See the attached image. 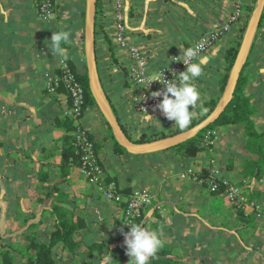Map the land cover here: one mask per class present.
Listing matches in <instances>:
<instances>
[{"label":"crops","instance_id":"obj_1","mask_svg":"<svg viewBox=\"0 0 264 264\" xmlns=\"http://www.w3.org/2000/svg\"><path fill=\"white\" fill-rule=\"evenodd\" d=\"M251 1L243 0V3L248 6ZM232 3L233 0H129V34L133 41L150 53L153 70H159L168 66L175 54L220 22L231 10ZM59 14L57 10L55 17L45 20L41 18L37 3L33 0H0V232L2 226L7 229L17 208L28 213L33 210L39 212L43 208L44 205L39 207L36 204V196L46 191L39 183L42 175L48 180L44 183L47 185L63 180L60 186L67 193V209L82 216L86 222V232L79 236L83 243H110L113 245L111 251L116 253L117 247L123 246L125 239L121 228L128 231L122 226L118 207L107 205L102 195L87 181V185H84L85 179L77 166L71 164L68 176H63L61 165L67 160L63 151L68 146L65 137L73 132L66 131L63 121L70 119L71 103L66 91L50 92L46 87L47 74L58 72L69 57L67 49L65 56L53 55L50 49L53 32L66 27L67 20H61ZM108 34L109 31L107 33L101 29L97 37L99 66L118 116L135 137L132 140H148L149 129L153 133L178 130L174 121L168 120L161 110L150 115L151 120H145V115L134 108L123 59L118 56L114 43L111 48ZM257 35L251 61L246 68L248 72L252 70L246 93L258 104L257 128L264 132V21ZM227 45V42H219L198 60L204 72L199 77L201 82L198 80L197 84L208 85L205 88L201 86L205 93L202 92L201 101H198L200 110L203 102L212 97L218 98L219 85L226 74ZM255 71L261 75L253 83ZM253 85L258 88V94L254 96ZM88 113H85L82 124L94 134L98 142L104 144L99 154L106 165V174L119 179L121 186L132 185L133 191L152 192L158 216L156 213L148 214L147 226L155 221L161 222L163 231L177 246L175 251L183 256V264H207L209 260L202 255L204 251L207 255L210 253L217 264L231 259L242 264H264V227L261 224L243 226L237 223L236 211L223 195L210 194L206 186L194 182L188 175L189 171L197 173L209 163L204 160L203 152L190 161L180 158L178 166L171 165L174 170L170 169V173L165 170L157 174L158 171L155 173L158 177L149 186V173L152 175L164 166L162 163L173 160L167 157L169 152L130 158L131 163L137 161L140 167L135 172L130 166L124 165L127 158L115 153L113 157L108 155L109 150L113 149L112 141L105 140L108 131L103 138L98 137ZM110 142L111 146L108 147ZM244 155L250 156L248 152ZM214 158L218 159L216 152ZM228 173L235 180L244 179L241 168L233 167ZM245 181L254 190L264 182V176ZM47 205L49 207L50 203ZM44 214L45 218L42 219ZM42 216L40 219L45 223L38 231L40 237L53 228L54 221L49 211H45ZM225 232L230 234V240L224 238ZM260 234L261 237L258 236ZM4 241L7 240L2 239L0 243ZM20 243H25V240ZM232 243L241 244V247L234 250ZM56 250L60 251L59 259L62 257V262L70 260L66 251L60 248ZM186 251L192 252L193 256L184 255ZM226 252L233 254L227 257ZM257 253L259 256L255 257Z\"/></svg>","mask_w":264,"mask_h":264},{"label":"trees","instance_id":"obj_2","mask_svg":"<svg viewBox=\"0 0 264 264\" xmlns=\"http://www.w3.org/2000/svg\"><path fill=\"white\" fill-rule=\"evenodd\" d=\"M33 2H36L38 4L40 0H33ZM72 3H73L72 6L73 8H72L71 18L70 20L67 21V26L65 27V29H61L68 31L71 36L69 41L65 45H63L65 49L69 50V57L66 59V61L72 67L77 79L81 81L85 87V107L87 109L95 108L100 112L89 89L85 57H83L84 58L83 60H81L82 58H79L80 56L78 57L79 60L76 59L77 57H75L78 56V50L73 40L74 33L78 28L84 27L85 3L83 0H77V1L75 0ZM105 5H106L105 0H98L97 25H96L97 37L102 29L100 27L103 26V23L102 25L100 24L99 19L100 17H102ZM248 8L251 11L254 9L252 4L251 5L249 4ZM77 14H81L83 20L80 19L77 16ZM263 21H264V14L260 26L262 25ZM107 39L112 48L111 38L107 37ZM256 41L254 43L253 49L255 47ZM98 50H99V43L97 40V53ZM238 50L239 47L232 46L230 48H227L225 51V60L228 71L221 80L222 90L225 89L229 77V73L234 64ZM97 59H98V55H97ZM250 61H251V55L249 57L247 65L250 63ZM98 67H99V74L105 94L109 99L111 105L113 106L115 114L117 115L118 120L124 132L129 137V139L132 140V137L129 135L126 126L123 124L120 117L118 116L112 98L108 94V90L106 85L104 84V79L102 76V69L99 66V61H98ZM245 69L238 82V86L234 94L233 100L226 107V109L223 111L220 117L217 120H215V122L210 124L205 130L200 132L197 136L177 146L163 150L164 151L163 153L171 151L172 153H175L176 155L179 156L178 159L184 158L190 161L195 159L201 152L202 146L200 145V143L203 139L205 132L209 130L217 129L221 126L225 127V126L233 125L235 127H242L243 132L240 137L243 142V149L250 154V156L244 157L243 162L241 163L242 165L241 176L244 179L235 180L229 175L228 171L232 169V165L235 162L234 159H230L231 164L229 163L225 166V168H222L223 174L224 176L229 177L231 180L241 185H244L245 179L248 178L259 179L264 176V132L259 131L257 128V116L259 114L258 104L254 101L252 96L246 93V89L249 85V76L245 74ZM58 90H64L67 92V89L64 85L58 87L57 91ZM202 107H203L202 116L196 119L194 123L191 124L192 126H194L195 124L199 123L204 118H206L217 107V99L211 98L209 100H206L203 103ZM63 124L66 128V131H72L75 128L74 122L69 118L64 119ZM105 124L109 134L108 138L112 141L113 144L114 153L123 157L124 159L127 158L124 160V165L130 166L131 169L135 172L138 171L140 167L137 161L135 163H131L130 158L138 159L140 156H144L146 154L135 155L128 152L123 146H121L117 142L112 132V129L110 125L106 122V120H105ZM183 130L184 129L179 128L178 132H181ZM90 135L94 140L98 151L100 148L104 147V144L98 142L91 131H90ZM166 136L167 135H165L164 137ZM146 141L147 140L145 138H141L136 142H146ZM65 142L68 144V146L65 147L66 149H64L63 151V156H65L67 160L65 164L63 163L61 165L64 172L63 173L64 178L68 176L71 164L77 167L80 166V159L76 154V148L74 146L73 134L72 135L66 134ZM160 152L162 151H158L149 155L160 154ZM179 163L180 162H178V164ZM102 164L105 168L106 165L104 164V162H102ZM198 176L200 178L207 179L208 172L206 171V169H203L202 172L198 173ZM107 179L109 180V182L112 181L116 182L118 191L122 192L124 195L131 194L134 189V187L130 184L121 186L119 179H117L114 176L107 175ZM46 181L48 180L44 179V177L40 175L39 183L42 184L43 188H45L46 191L41 195L36 196V204H38L39 207H42L43 205L47 206L44 212L49 211V213L53 217L54 219L53 228L50 231H47L43 237H40L38 235V231L41 228V225L44 223V221L40 219L37 222L33 223L26 232L19 235L24 238L25 243H18L16 246H14L11 242L3 243V244L0 243V264H58V260L56 258L57 248L66 251L70 255V260L72 261L73 264H105L103 262L95 263V258H99L101 260L104 257L105 254L104 250L108 253L107 264H125V261L122 257L118 256L117 254H113L114 250L108 252L107 249H110V247L108 246L106 247L104 243L97 241L92 242L90 244L83 243V241L79 238V236L83 235V231L86 227V222L82 216L75 215L74 212H70L67 209L66 206L67 193L64 192L60 186L63 180L50 182V184L48 185L44 184L46 183ZM205 183L202 184L206 186ZM262 193H264L262 190L254 189L248 192V195L250 196L251 199H257V201L260 202L262 200L261 198ZM210 194L218 196L220 195V192L210 193ZM48 203H50L49 207L47 205ZM113 204L116 207H118L120 214L122 215L126 204L124 202L120 204L117 203H113ZM232 208L236 211L237 223H239L240 225L247 226L249 223H253L255 220L257 221L256 219L257 217L255 214H247L242 209H238L236 207H232ZM17 209H18L17 212H13L15 218L18 213L22 212L20 208ZM149 212H150L149 207L143 209L141 211V214L136 218H134L132 221V223H141L146 228H149L151 230H157L160 233L161 239L164 242V246L158 251L156 256L150 260L149 264H183L184 263L183 256L174 253L177 246L176 244L172 243L169 236L163 231L161 222L155 221L153 223H150L149 226H147V218ZM155 213L158 216L157 212L154 211L153 214ZM36 214H37L36 210H33L30 214L26 213L25 219L23 220L19 228L24 226L31 218L35 217ZM226 236H228L227 240L228 239L230 240L231 238L230 234L225 232L224 233L225 239ZM6 238L7 237H5L0 232V240L2 239L7 240ZM238 246L241 247V244L238 245L234 244L232 248L236 250L235 248ZM83 247L87 248L86 252L83 251ZM83 253H87L88 258H82ZM60 259H62V257ZM233 261L242 264L237 260H233ZM207 264H217V262H215L214 259H212L209 260Z\"/></svg>","mask_w":264,"mask_h":264},{"label":"built area","instance_id":"obj_3","mask_svg":"<svg viewBox=\"0 0 264 264\" xmlns=\"http://www.w3.org/2000/svg\"><path fill=\"white\" fill-rule=\"evenodd\" d=\"M128 2L129 0H112L110 24L107 22V24H104V27L109 30V35L113 38L116 47L115 50L118 56L123 59L122 64L124 68H122L126 70L130 88L129 93L131 94V102L134 108L142 115H146L147 112L149 115H153L157 112L158 108L155 106L162 97L154 98L151 93L162 89L164 86L159 81H153L149 87H144L148 82L149 76L157 73L162 75L163 72L165 78L171 80L173 72L179 73L185 71L186 65L182 61H178L183 58L180 56L183 54L180 51L179 54L173 56L168 66L159 70H153L150 63V53L130 37L128 29ZM57 3L58 0H40L37 8L41 18L50 20L52 17H55L57 15ZM233 3L236 4L235 9L232 6L231 12L226 14L220 23L216 24V26L203 34L200 39L188 46H199V59L212 47L216 46L227 33L234 31L237 20L243 14L244 3L243 0H233ZM66 14L67 18L68 13ZM75 45L78 47L79 53L82 54L83 60V57H85L84 27H80L75 31ZM141 81H144V83L142 84ZM61 85L66 87L71 100L69 117L75 124L72 134L74 136L76 154L80 159L79 172L84 178L88 179L89 184L94 186L105 200L117 204L123 202L126 204L124 212L120 217L122 226L129 230L130 226L125 223H132L133 219L139 216L143 209L152 205L155 196L152 192L146 190H134L131 194L124 195L118 191L115 182H109L90 131L82 124L85 112L89 110V108L85 107V87L77 79L72 67L67 62L62 63L58 72H49L47 74L46 87L50 92H56ZM210 135V132H208L204 140L207 138L210 140ZM213 144L214 141H210L209 145L206 146L208 151H214L215 147ZM221 167L214 158L203 168L208 172L207 179L200 178L198 173L195 174L192 171H189L188 175H191V179L194 182L201 184L206 182V188L210 193L220 192V195L226 198L231 207L242 209L247 214H255L258 219L264 220L263 204L257 201V199L252 200L249 197L246 193L247 189H245V185L238 184L229 177L224 176ZM244 182L246 184L247 181L244 180Z\"/></svg>","mask_w":264,"mask_h":264},{"label":"rangeland","instance_id":"obj_4","mask_svg":"<svg viewBox=\"0 0 264 264\" xmlns=\"http://www.w3.org/2000/svg\"><path fill=\"white\" fill-rule=\"evenodd\" d=\"M75 0H64V2H59V0H58V7H56V10H59V15H58V17H61L60 19L61 20H64V18H65V20H70V18H71V14H72V6H73V3L72 2H74ZM77 1V0H76ZM84 1V3H85V0H83ZM235 1V0H234ZM257 1L258 0H253L252 1V3H250V5L252 4V6L254 7V9L251 11L249 8H248V6L247 5H243V8H244V10H243V14H242V16L237 20V22H236V24H235V29H234V31L233 32H231V33H227L226 35H225V37L221 40V41H223V42H227L228 43V45H227V48H230V47H232V46H234V47H240V45H241V42H242V40H243V36H244V33H245V30H246V27H247V25H248V22H249V20H250V18H251V16L253 15V13H254V10H255V8H256V6H257ZM105 2H106V5L104 6V12H103V14H102V17H100V19H99V22H100V24L102 25V23H103V26H101L100 28H102V31L104 32V30H106L107 31V33H108V29L106 28V27H104V24H107V22L110 24V18H111V6H112V0H105ZM231 5H233V9H235V3H232ZM231 9H232V7H231ZM63 12H64V14H63ZM231 12V10H229L226 14H228V13H230ZM66 13H68V17L66 18V16H67V14ZM62 14V15H61ZM65 15V16H64ZM77 16L80 18V19H82L83 20V17H82V15L81 14H77ZM226 15H224V17H225ZM223 17V18H224ZM223 20V19H222ZM221 20V21H222ZM220 21V22H221ZM220 22H218V23H220ZM218 23H216V24H218ZM65 25L67 26V22L65 23ZM216 26V25H215ZM203 36V35H202ZM201 36V37H202ZM107 37H110L109 36V34H108V36ZM200 37V38H201ZM111 38V37H110ZM199 38V39H200ZM74 43H75V33H74ZM220 41V42H221ZM112 43H114V41H113V38H112ZM76 46V45H75ZM115 46V45H114ZM76 48H77V50H78V47L76 46ZM114 48H116V47H114ZM213 48V47H212ZM211 48V49H212ZM210 49V50H211ZM209 50V51H210ZM208 51V52H209ZM208 52H206L205 54H207ZM205 54H203V55H205ZM202 55V56H203ZM75 56V55H74ZM80 56V57H79ZM201 56V57H202ZM75 57H77L76 59H78L79 60V58H82V54H80L79 53V51H78V56H75ZM79 57V58H78ZM82 60V59H81ZM260 65H262V64H260ZM248 66H246V68H247ZM226 72L228 71V68H227V65H226ZM251 70V69H250ZM204 72V71H203ZM251 73H252V70L250 71V72H248V69H245V74L246 75H248L250 78H251ZM261 74H259V71H255L254 73H253V77H252V80H253V83L254 82H256V80H257V77H259ZM198 80H200V78H198L197 79V81H196V83H199L198 82ZM209 80V79H208ZM200 82H201V80H200ZM249 82H250V80H249ZM199 87H200V90H202L201 91V96H203L202 94V92L204 91V93H205V89H203V88H205V86L207 87L208 85H200V84H197ZM201 86H204L203 88L201 87ZM219 87H221V84L219 85ZM223 92H224V90H222V88L220 89V92H219V95H218V98H215V97H212V98H215V99H217V105L219 104V102H220V100L222 99V96H223ZM252 94H253V96L256 94H258V88L256 87V86H254L253 85V88H252ZM201 101V100H200ZM204 103V102H203ZM257 103V102H256ZM198 105V104H197ZM202 106H203V104H202ZM202 108L203 107H201V110H200V108L198 109V107L196 106V108L195 109H193V111L195 112V116H194V118H193V120H192V123H194V121L196 120V119H198V118H200L201 116H202ZM86 112H89L88 114H89V116H90V120L92 121V123L94 124V127L96 128V131H94L95 132V134H98L99 136L98 137H101V138H103L104 137V135L106 134V132H107V127H106V124H105V119H104V117L102 116V114H101V112H99L97 109H95V108H89V110H87ZM85 112V113H86ZM97 113V114H96ZM117 113H118V111H117ZM96 116L98 117V118H96ZM191 123V124H192ZM196 125V124H195ZM259 125V124H258ZM191 127H193L192 125H190L189 127H187V128H185L183 131H185V130H187V129H189V128H191ZM232 128H235L234 126H221V127H219V128H217V129H213V130H209V131H207V132H205V134H204V136H203V139H202V141H201V143H200V145L202 146V150H201V152L200 153H204L203 154V158H204V160H206L207 162H209L210 160H212V159H214V152H216V156H217V160H219V163H220V165L222 166L221 168H225V166L227 165V164H231V161H230V159H234V163H233V165H232V168L233 167H235V169H237V167L238 168H241L242 167V165H241V163L243 162V158H244V154H246V151L243 149V142H242V139H241V134H242V132H243V129L242 128H239V127H237V128H235V129H232ZM179 129V128H178ZM94 130V129H93ZM128 131V130H127ZM238 131V132H237ZM182 132V131H181ZM208 132H210V140L207 138V139H205L204 140V138H206V135L208 134ZM129 133V132H128ZM176 133H179L178 132V130H176L175 132H168V133H164V132H160V133H153V132H151L150 131V129H149V139L147 140V141H150V140H154V139H158V138H162V137H164L165 135H167V136H171V135H174V134H176ZM129 135L133 138V139H135V137L133 136V135H131L130 133H129ZM213 139V140H212ZM105 140L107 141V142H109V141H111L110 139H108V138H105ZM135 141H138V140H135ZM204 141V142H203ZM210 141L212 142V141H214V147H215V149H214V151L213 152H210V151H208V149H207V145H209V143H210ZM202 143H203V145H202ZM108 147L109 146H111V142L109 143V145H107ZM101 149V148H100ZM109 152H110V154L108 153V155L109 156H111V157H113V153H114V151H113V149H110L109 150ZM163 152L164 151H162V152H160V153H162L163 154ZM161 154V155H162ZM169 155L167 156V155H163V156H167V157H170V158H172L171 160L172 161H169V162H166L165 164L164 163H162L161 165H164V166H162V167H159L160 169L158 170L157 169V171H154V173L151 175L150 173H149V186H150V184H151V181L152 180H154L155 178H157L158 176H155V173H157L158 171V173L157 174H159V173H161L162 171H165V172H169L170 171V169H173V167H171V165H176V166H178L179 164H178V161H179V156L178 155H176L175 153H172L171 151L168 153ZM216 159V158H215ZM224 160V161H223ZM222 162H224V164L222 163ZM237 164H238V166H237ZM188 168V167H187ZM180 169V168H179ZM174 170V169H173ZM232 170V169H231ZM199 173L201 172V170L200 171H198ZM197 172V173H198ZM170 173V172H169ZM195 174H196V172H194ZM173 174V173H172ZM171 176V175H170ZM173 176V175H172ZM85 180H84V185H87L86 183L88 182V184H89V181H88V179H86V178H84ZM170 179H173V178H170ZM87 181V182H86ZM160 182V181H159ZM264 184V182H261L259 185H257L255 188L257 189V187L258 186H261V185H263ZM245 186H246V188L245 189H247V191H246V193L248 194V192H250V191H252L253 189H251V187L249 188V185L246 183V184H244ZM259 189H262L263 191H264V186H263V188H259ZM88 192V191H87ZM263 194V193H262ZM262 196H264V195H262ZM250 197V196H249ZM264 198V197H263ZM252 200H254V199H252ZM256 200V199H255ZM262 201V202H261ZM260 201V203L261 204H263V206H264V200L262 199ZM105 202H106V204L107 205H111V204H113L111 201H107V200H105ZM156 206H155V204L153 203L152 205H149V214L150 213H154V211H156ZM158 210V209H157ZM122 212V211H121ZM124 212V211H123ZM30 214V213H28V212H20V213H18L17 215H16V218L14 217V215H13V217L12 218H10V220H9V222H8V226H7V229H5L6 230V233H11V232H14V231H16V230H18V229H20L19 227H20V225L22 224V222H23V220L25 219V214ZM45 215L46 214H44L43 216H42V219L43 218H45ZM257 219V221L255 220L254 222H253V224H255V226H257L258 224H261V226H263L264 227V220H258V218H256ZM40 220V219H39ZM104 220V219H103ZM111 221V220H110ZM45 223V222H44ZM249 224H251V223H249ZM44 225V224H43ZM41 229V228H40ZM38 230V229H37ZM36 230V231H37ZM83 232H86L85 230L83 231ZM262 235H264V233L262 234ZM258 236H260L261 237V234L260 235H258ZM228 238V236H226V239ZM7 239V241H4L5 243H12L14 246H16L18 243H20V241L21 240H24V238H22L21 236H15V237H7L6 238ZM87 239H89V236H87ZM231 244V243H230ZM110 245V246H109ZM232 245H233V243H232ZM105 246L107 247H110V249H107V251L108 252H111V250H112V248H113V245H111L110 243H108V244H105ZM240 247H236L235 249L236 250H238ZM211 249L212 248H210V250H209V252L211 251ZM83 251L84 252H86L87 251V248H85V247H83ZM104 252H105V254H104V257L100 260L99 258H95V263H98V262H103V263H105V261H106V259H107V261H108V258H107V256H108V253L104 250ZM203 252V251H202ZM174 253L175 254H177V251H174ZM113 254H117L118 256H120V257H122L123 259H124V261H125V264H131V261H130V257L127 255V253H126V246L124 245V243H123V246H120V247H117V251H116V253H113ZM220 254H224L223 252H220ZM227 254V255H226ZM226 254H225V256H230V254H233V253H228V252H226ZM59 255H60V251L59 250H57L56 251V258H57V260H58V264H73L72 263V261L71 260H68L66 263H64V262H62V263H60V260H59ZM184 255H186V256H193V254H192V252H190V253H188L187 251L184 253ZM202 255L203 256H205V257H207V260H212L213 259V257L210 255V253H208V255H207V253H205V251L202 253ZM219 255V254H218ZM88 256V254L87 253H83V255H82V258H88L87 257ZM219 256H221V255H219ZM259 255H258V253H257V255L255 254V257H258ZM260 256H261V254H260ZM221 264H239V263H237L236 261H229V262H226V260H223V263H221Z\"/></svg>","mask_w":264,"mask_h":264},{"label":"water","instance_id":"obj_5","mask_svg":"<svg viewBox=\"0 0 264 264\" xmlns=\"http://www.w3.org/2000/svg\"><path fill=\"white\" fill-rule=\"evenodd\" d=\"M97 3L98 0H85V61L89 89L98 109L100 110L106 122L110 125L117 142L121 146H123L128 152L135 155L152 154L158 151H163L197 136L200 132L205 130L210 124L215 122V120L220 117L226 107L233 100L238 82L251 55L264 14V0L257 1V6L248 22L243 40L237 52L234 64L230 70L222 99L220 100L217 107L206 118L185 131L146 142H136L129 139V137L124 132L117 115L115 114L113 106L105 94L99 74L97 59ZM45 208H47L46 205H44L43 208L37 212L36 216L31 218L20 229L11 233H6L5 227L2 226L1 233L5 237H15L23 234L33 223L37 222L41 218Z\"/></svg>","mask_w":264,"mask_h":264},{"label":"clouds","instance_id":"obj_6","mask_svg":"<svg viewBox=\"0 0 264 264\" xmlns=\"http://www.w3.org/2000/svg\"><path fill=\"white\" fill-rule=\"evenodd\" d=\"M70 39V33L66 30L54 31L50 38V49L53 55L65 56V45ZM182 51V61L186 65V70L173 72L171 80L166 79L163 72L150 75L144 87H149L151 82L159 81L164 86L162 89L153 91L152 97L160 98L155 106L162 111L163 115L170 121H174L180 129L189 127L195 116L193 109L196 108L201 97L200 89L196 83L203 73V66L198 62L200 48L191 46ZM175 73V75H174ZM143 84L144 81H141ZM145 120L152 117L146 113ZM130 226L128 231L121 228V233L125 237L124 245L126 253L131 258V264H149L150 260L156 256L158 251L164 246L161 235L157 230L146 228L141 223H125ZM107 264V259L105 261Z\"/></svg>","mask_w":264,"mask_h":264}]
</instances>
